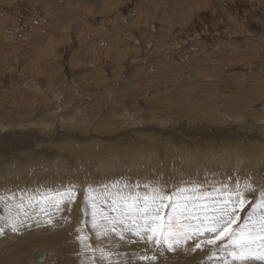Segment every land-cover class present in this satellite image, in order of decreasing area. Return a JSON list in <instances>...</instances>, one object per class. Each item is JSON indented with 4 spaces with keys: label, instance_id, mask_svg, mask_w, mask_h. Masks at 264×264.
Returning <instances> with one entry per match:
<instances>
[{
    "label": "rangeland",
    "instance_id": "rangeland-1",
    "mask_svg": "<svg viewBox=\"0 0 264 264\" xmlns=\"http://www.w3.org/2000/svg\"><path fill=\"white\" fill-rule=\"evenodd\" d=\"M17 148L0 229L30 248L13 264H107L111 208L145 185H251L243 216L264 191V0H0V163ZM129 235L119 264L220 262L203 237L169 250Z\"/></svg>",
    "mask_w": 264,
    "mask_h": 264
},
{
    "label": "snow or ice",
    "instance_id": "snow-or-ice-1",
    "mask_svg": "<svg viewBox=\"0 0 264 264\" xmlns=\"http://www.w3.org/2000/svg\"><path fill=\"white\" fill-rule=\"evenodd\" d=\"M205 183L208 182H189L190 187L177 186L171 191L165 185H145L143 196L136 194L124 198L122 207L111 208V211L119 213L113 218L114 225L123 223L121 218L132 221L122 229L120 238L124 239L125 231H131L140 240L157 245L163 242L171 250L173 244L170 241L178 244L181 236L185 239L203 237L207 245L218 247L223 254L219 257L222 264H264V191L251 202L250 210L241 216L249 203L243 192L251 191V185L241 189L239 182L233 187L224 183L221 188L206 189ZM125 189L134 191L128 185ZM214 192H221V197L213 196ZM181 208L183 212L179 211ZM181 219L187 223L177 227ZM11 230L17 231L15 226ZM188 230H191L190 234ZM3 234L4 230L0 229V235ZM196 247H201V244L197 243Z\"/></svg>",
    "mask_w": 264,
    "mask_h": 264
},
{
    "label": "bare ground",
    "instance_id": "bare-ground-1",
    "mask_svg": "<svg viewBox=\"0 0 264 264\" xmlns=\"http://www.w3.org/2000/svg\"><path fill=\"white\" fill-rule=\"evenodd\" d=\"M187 114V113H186ZM238 121V120H237ZM150 134V133H149ZM230 134V133H229ZM232 134H234L233 132H232ZM148 135V134H147ZM158 136V135H157ZM232 137H233V139L231 138V140L233 141V145H232V147L234 148V147H237V149H238V152H236L237 154H235V155H237V158L236 159H239V158H245V156H243V155H240V146H239V144H238V142L241 140V139H239L238 140V138L235 136V135H231ZM240 136V135H239ZM153 138V137H152ZM158 141H156V142H160L161 141V139H157ZM163 140V139H162ZM251 140V139H250ZM211 141V140H210ZM249 141V140H248ZM180 142V141H179ZM246 145V144H245ZM211 146V145H210ZM249 148H250V150H252V147H250V146H248ZM233 148H226V149H228V150H232L233 151ZM257 149V148H256ZM264 149V148H263ZM109 151V150H108ZM131 151V150H130ZM142 151V150H141ZM235 151V150H234ZM111 152V151H110ZM144 152V151H143ZM245 152L247 153V151H246V149H245ZM132 153L133 154H138V151L137 150H132ZM22 153L18 150V148L17 149H15L14 150V152H13V154H12V156L10 157V158H6L7 160L5 161V162H2V163H0V173L2 172V169H3V166H4V163H5V167H6V171L8 172L7 173V177H10L9 175L12 173V172H16V173H20V174H22L23 173V171H25V168H26V166H25V162H24V158H23V156H20ZM146 154V153H145ZM175 154V153H174ZM132 154L130 153V156H131ZM229 155L230 154H228V151H226V154H225V156H227L228 158H229ZM232 155V154H231ZM253 155L254 154H250V156H252L253 157ZM133 156V155H132ZM141 156V155H140ZM143 158V157H142ZM138 160V159H137ZM56 161V160H55ZM136 161V160H135ZM138 161H141V159L140 160H138ZM12 163H13V166H14V168H12L11 166H12ZM57 165V164H56ZM102 166H109L110 165V162L109 161H104L103 162V164H101ZM71 165L70 164H67L66 165V168L68 169V172H69V169H71ZM224 173V172H223ZM226 173V172H225ZM224 173V174H225ZM228 175V174H227ZM226 176V175H225ZM112 178H113V176H111ZM228 177V176H227ZM97 180H99L100 182L102 181L103 182V180H101V179H94V181H97ZM244 180V179H243ZM246 180V179H245ZM93 181V182H94ZM243 182V181H242ZM102 184V183H101ZM43 185L44 186H48L49 185V183H48V179L47 178H44L43 179ZM65 186V185H64ZM31 200V199H30ZM34 200V199H33ZM32 201V200H31ZM32 203V202H31ZM28 206V205H27ZM113 221V220H112ZM120 224L121 223H116L115 225L112 223V224H110V225H108L106 228L107 229H105V232H106V235L108 236V237H110V241H109V243H114V242H116V241H121V243H120V245H115L114 244V246H113V251H110V252H113V253H117V255L116 256H113V257H111L110 255L109 256H107V257H105L104 259L107 261V264H110V263H112L113 261H115V264H119L120 263V260H122V262H123V260H126V258L125 257H123V255H130L131 254V250H130V247H131V245L132 244H130V235H129V231H125L124 232V239H121L120 238V233H121V231H122V229L124 228L123 227V224L120 226ZM48 226V225H47ZM0 227H1V224H0ZM44 227V226H43ZM119 228H120V230H119ZM16 229H17V231L16 232H19V233H24L25 232V230L26 229H24V226H22V227H20L19 228V226L18 227H16ZM46 229H48V227H46L45 229L44 228H41V230L40 231H43V232H47V230ZM62 230V229H61ZM39 231V232H40ZM53 232V233H52ZM51 233H52V236H49V237H53V236H55V235H59V234H57L54 230L52 231ZM107 232H110V233H113L114 235H109V234H107ZM33 233H37V231H33ZM15 237H17V234L16 233H14V234H12V233H10V232H6L5 233V231H4V234L3 235H0V241H2V242H0V264H13V258L14 257H16L18 254H20V253H22V252H24V250H22V249H26V250H28L30 247H27L26 245L25 246H20L18 243H16V242H12L11 240L12 239H14ZM47 238L48 240H38L36 243L37 244H42V243H45L46 244V242H48L49 240H50V238ZM135 237H136V235H135ZM8 241V242H7ZM51 241V240H50ZM49 241V242H50ZM52 242V241H51ZM47 243L46 244V246H53L54 248H57V250H58V252L61 254V255H63V253H64V251L61 249V247H56V245L55 244H53V243ZM129 244V245H128ZM135 245H137L138 246V244L137 243H135ZM127 247H129V249H127ZM18 248H21V250H19L18 251ZM50 248V247H49ZM42 249L43 248H41V249H37V250H35V251H33V252H35L34 253V255H33V257H34V259H36L37 260V258L39 257V255L38 254H42L41 255V260L42 261H40V263H42V262H45V253L44 252H42ZM46 249H48V247H46ZM52 249V248H51ZM110 249H111V246H110ZM213 249H218V247H212V246H209V248H208V251H212V255H213V253H215L216 254V252H215V250L213 251ZM44 250V249H43ZM62 252V253H61ZM49 254H51V251H47V255H49ZM115 255V254H114ZM221 255H223L222 253L220 254V252H219V257L221 256ZM90 256L91 255H89L88 257L90 258ZM198 257V256H197ZM219 257L217 258V259H219ZM216 259V260H217ZM35 260V261H36ZM38 260H40V259H38ZM93 260H97L96 258H94ZM213 260V259H212ZM59 261H61V260H59ZM220 261V260H219ZM215 262L216 261H204V262H202L201 264H215ZM46 263V262H45ZM124 263V262H123ZM122 263V264H123ZM219 264H222V261H220V262H218ZM91 264H93V263H91Z\"/></svg>",
    "mask_w": 264,
    "mask_h": 264
},
{
    "label": "water",
    "instance_id": "water-1",
    "mask_svg": "<svg viewBox=\"0 0 264 264\" xmlns=\"http://www.w3.org/2000/svg\"><path fill=\"white\" fill-rule=\"evenodd\" d=\"M38 255H39V257H38L37 259H39V258L41 257L42 254H38Z\"/></svg>",
    "mask_w": 264,
    "mask_h": 264
}]
</instances>
